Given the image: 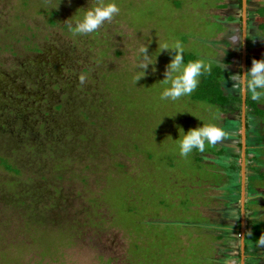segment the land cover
Wrapping results in <instances>:
<instances>
[{
  "label": "rangeland",
  "instance_id": "1",
  "mask_svg": "<svg viewBox=\"0 0 264 264\" xmlns=\"http://www.w3.org/2000/svg\"><path fill=\"white\" fill-rule=\"evenodd\" d=\"M214 1L118 0L121 11L112 22L94 34L73 36L65 22L77 12L82 15L92 0H0V76L9 74L12 66H44V59L38 61L31 51L35 42L53 60L54 68L45 67L54 70L52 79L56 77L68 95L51 107L43 103V111L54 113L46 130L49 137L38 135V122L31 132L0 128V159L19 169L15 173L0 164V264L240 263L238 255L231 254L239 252L240 152L229 151L236 154L231 157L224 148L219 155L216 144L206 145L202 162L197 151L179 155V129L187 132L214 119L219 123L220 108L194 98L196 90L176 101L160 99L172 59L169 50L159 53L155 71L150 65L145 76L134 80L137 48L147 43L155 57L165 41H180L189 61L206 59L211 70L222 68L223 80L232 77L206 45L221 28L206 6ZM252 20L249 12L247 43L254 32ZM33 32L36 37L28 39ZM249 46L250 68L254 54L264 58V41L256 50ZM60 60L66 69L59 68ZM29 76L36 81L34 73ZM249 111L256 129L259 120ZM231 117H225L230 130L224 141L241 127V117ZM257 128L262 130L261 125ZM53 132L60 136L56 139ZM258 138L251 144V157L247 155L253 205L247 200L246 206L251 222L264 226V188H257L262 184L254 176L264 172V139ZM209 153L217 158L208 161ZM229 163L239 168L232 170ZM143 171L146 185L138 211L154 207L169 187L177 189L176 199L166 198L170 213L158 220L145 213L135 221L129 213L131 200H125L129 190L133 193L132 178ZM169 172L173 180L166 177ZM207 195L213 198L209 196L211 207L202 209L204 217L192 207L200 206ZM216 234L224 237L217 247ZM249 244V264H264V246Z\"/></svg>",
  "mask_w": 264,
  "mask_h": 264
},
{
  "label": "flooded vegetation",
  "instance_id": "2",
  "mask_svg": "<svg viewBox=\"0 0 264 264\" xmlns=\"http://www.w3.org/2000/svg\"><path fill=\"white\" fill-rule=\"evenodd\" d=\"M26 7V6H25ZM240 9H241V18H240V22H241V28H240V33H241V40L243 38V23H242V13H243V3L242 0L240 1ZM250 2L249 0L247 1V18H248V23H249V12H250ZM251 13V12H250ZM262 13V20L260 22V27L262 29V24H264V9L261 11ZM56 14V11H55ZM252 17L253 14L251 13ZM1 16V14H0ZM52 22L53 19L51 20ZM253 25V23H252ZM254 29V28H253ZM247 31H248V26H247ZM32 37L29 36L28 39H34L36 37L35 32L32 33ZM252 37L254 36V32L251 35ZM228 37H226L227 39ZM230 38V37H229ZM251 41H249L247 43V57H246V71L249 69L248 66V48H250L249 45H251V48L253 50H256L257 48L260 47L261 42L264 41V39L261 40V42H259V44L256 46H254V44L252 43V39H249ZM226 41V40H225ZM231 40L229 41V43L225 44L226 46L222 47L221 52H219V58L221 55V57L224 58L225 62L223 64H226L225 66H227V69L230 70L232 72V76L233 74H237V73H243L242 70V66H243V40L242 43L240 42V48H239V59H238V63H232V57L235 55L232 54V52L230 50L227 49L228 45L231 44L230 43ZM31 51H33L35 54L33 55L35 58H37V60H42L44 59V66H37L39 64H33L34 66L37 67L36 70H33L32 68H28L25 69L23 68L22 65H20L18 68L15 69V67H11L10 70L11 72L9 74H4L3 76H0V96H2L0 99L2 101L1 103V107L3 108V110H0V128L5 130V131H10L13 133H19V131L25 130V131H32V128L34 127V124H37L38 122V127L36 128L37 132L40 133L38 135H42L43 133L49 137L51 132H46V130L48 129V126L50 124V121L52 120V116L54 115V113L51 110L45 109L43 111V103H48V106L51 107L52 104H54L55 102H60L62 100H67L68 99V95H66L65 91L66 88L63 87V85L61 83H58L56 80L57 78L54 77V79H52V76H55L56 73L54 72V70H49L51 68H54V64H53V60L51 59L50 56H48V53L44 50L43 47H40L38 45H35V42H33V46L31 47ZM253 53H255L254 51H252ZM262 55H253V57L255 58H261ZM46 57H48V59L46 60ZM253 58V59H254ZM60 64L58 65L59 68H67V65L63 64L62 61L64 60H60ZM253 61V60H252ZM221 63V64H222ZM252 64V63H251ZM49 65V69L45 66ZM57 65V64H56ZM57 69V68H56ZM19 70V71H18ZM32 71V72H31ZM31 73H34L36 81L32 80L30 78L29 75H31ZM21 74V76H20ZM20 79H22L23 81H19ZM3 82V83H2ZM224 83H225V89L230 90L231 94H227V90H225L224 87ZM234 83V81L231 79V77L227 80H223L222 79V88L225 92L226 96H230L232 97V102L230 103L229 106V110L228 111H222L221 108L219 110L220 113V122L219 124L225 127V118L226 115L229 116L230 114H236L239 115L241 117V127H238V132L236 133V135L234 136V139H236V143L232 142V137L231 134L227 135L228 137L231 136L230 138H227V141L222 142L221 144L217 143L218 145H220L221 151L225 148L227 154L231 155V157L235 156L236 154H230V152L232 153H239L240 154V158H241V152H242V104H243V91H242V96H241V91L237 92L234 89H232V84ZM54 91H56V96H54ZM62 96L59 98V95ZM249 93L247 91V98H246V198H245V210H246V227H245V249L244 252L242 251V230H241V181H242V177H241V163H240V192H239V203H238V211H239V217H240V227H239V240H237V242L239 241V252L238 254H236L235 252L231 253L233 258L238 255V259L240 261L239 264H249V257L251 256V254L249 253V242L251 241L252 243H254L252 240L246 238V231H249L251 229V226L253 223L255 222H251L250 220V212L249 215L247 214V200H249V204L251 205L252 208V202L250 200V193L247 189V182H248V178H250V161H249V157L247 156L250 153V157H251V148L254 147L253 145H251L256 139L263 138L264 139V118L257 115V113L255 112V110L252 108L251 104L248 103V100L252 99V95L251 97H249ZM234 94V95H233ZM251 94V93H250ZM4 100V101H3ZM253 100V99H252ZM258 102V106L262 109H264V104L261 103V100H255ZM58 102V103H59ZM248 109L250 110L249 112L251 113V109H253V113L256 115V117L258 118L259 121L256 122V129L252 127V118H251V114L250 117H248ZM256 119V118H255ZM236 120V119H235ZM257 125H261L262 130H259L257 128ZM31 126L29 129L28 127ZM27 129H26V128ZM226 128V127H225ZM232 128V127H231ZM227 131L230 130L229 128H226ZM225 129V132H226ZM56 133V134H55ZM31 134V133H30ZM53 137H59V133L57 132H53ZM51 134V135H52ZM21 136V134H20ZM52 137V138H53ZM56 141V140H54ZM258 148V147H256ZM263 148H264V144H263ZM219 150V149H218ZM256 150H259L256 149ZM230 151V152H229ZM214 153H209L206 155H213ZM221 155V154H219ZM249 158V159H248ZM241 162H242V158H241ZM229 167H231V163H229ZM258 170V169H257ZM257 175V176H256ZM255 176V180L258 182V184H262L260 186H258L257 188L259 189V187H263L264 188V172H256ZM235 187V184H231V188L233 189ZM225 188V187H224ZM264 192V191H262ZM260 196V195H259ZM257 198V197H256ZM257 199H260V197H258ZM261 201H263V198L261 199ZM251 210V209H250ZM260 223V222H258ZM261 224V223H260ZM262 225V224H261ZM263 229L264 226L262 225ZM211 229V227H209ZM229 235L231 237H233L234 233H229ZM224 238V237H223ZM220 239V240H223ZM234 239V238H232ZM217 240L215 242V247H217V242L220 241ZM257 244V243H254ZM230 254V253H229Z\"/></svg>",
  "mask_w": 264,
  "mask_h": 264
},
{
  "label": "clouds",
  "instance_id": "3",
  "mask_svg": "<svg viewBox=\"0 0 264 264\" xmlns=\"http://www.w3.org/2000/svg\"><path fill=\"white\" fill-rule=\"evenodd\" d=\"M118 0H92L82 15L78 12L65 23L67 30L73 36L94 34L106 23H110L120 14ZM159 52L155 55L149 54L148 44H141L137 48L135 68L138 70L134 77L135 82L147 74L150 65L155 71V63L159 53L169 50L172 59L166 66L165 78L162 80L164 87L160 93L162 101H176L182 97L190 96L199 86L201 77L211 71V63L206 59L185 62V47L180 41L159 44ZM224 67V65H221ZM234 81L232 89L237 92L248 91L253 100L264 99V58L252 61L251 67L243 73L233 74ZM80 81L85 82V76H80ZM207 111H211L210 109ZM225 135L223 128L216 120L207 123L203 121L202 126L190 128L187 132L181 127L179 129L178 147L179 155L187 157L193 151L204 152L206 145H216ZM259 246H264V235L257 240Z\"/></svg>",
  "mask_w": 264,
  "mask_h": 264
},
{
  "label": "trees",
  "instance_id": "4",
  "mask_svg": "<svg viewBox=\"0 0 264 264\" xmlns=\"http://www.w3.org/2000/svg\"><path fill=\"white\" fill-rule=\"evenodd\" d=\"M262 25H264V24H262ZM188 61L189 60H188L187 56H185V62H188ZM222 73H223L222 68L220 66H216L210 72L204 74L200 79V84H199L198 88L194 92V98H196L197 100L205 101L209 104L217 105L219 108H221L222 111H228L230 103L232 102L233 99L230 96H226L225 92L222 88V77H221ZM248 103L251 104L252 108L255 110L257 115L264 118V109H262L258 106L257 101L251 99V100H248ZM197 152H198V155L196 158L198 161L202 162L203 157L201 156V154H203L205 151L202 153L199 151H197ZM0 164L3 165L9 171H14L15 173H19L18 172L19 169L12 166V164L10 162H8L7 159H5V158L0 159ZM239 166H237V164L231 163V169L232 170L239 168ZM167 174L169 176H166V175L165 176L168 179L170 178V180L171 179L173 180L175 178V175L173 173L169 172ZM143 175H144V171L138 179L132 178L133 184H132L131 190L133 193H130V190H129V196L128 197L126 196V199H125V200H127L126 202L131 200V208H130L129 213L135 215V221L144 218L145 213L149 217H151L152 220L153 219L158 220L161 217H164V214L170 213V212H168V211H170V208L167 207L168 205L166 203V198L170 197L173 200L176 199L177 197L175 195V191L177 189L169 187L168 191L163 192L164 195H162L160 198L157 199L158 200L157 204H155L154 207L150 208V206H148L147 209H145V210L142 209L141 211H138L139 206L140 205L142 206V204H141V201L143 200V196H142L143 189L142 188H143V186L145 187V185H146V183H145L146 177H144ZM158 182H160L162 185L161 180ZM169 183L171 184L170 181H169ZM150 184H152V183L149 181L148 185H150ZM175 185H176V182L174 183V186ZM207 190H208V188L206 189V192H207ZM149 196H151L153 198V193H152V195H149ZM209 196H212V195H207L206 200L203 201L200 204V206L197 207L196 206L197 203H195L194 207H196V209H194V207H192V209L196 210V212L200 213L201 216H204V214L202 212V209L204 207H208V208L211 207L212 203L209 204V201L211 202L212 200H211V198H209ZM212 198H213V196H212ZM166 208L168 209V211ZM195 215H196V213H195ZM126 222H128V221H126ZM123 224L126 225L125 223H123ZM142 230L143 229L141 228V233H142ZM262 235H264V229H263L262 225L258 222L253 223L251 226V229L249 231H246V238L252 240L254 243H257L258 238ZM159 237H161V236H159ZM222 238H223V235L216 234L215 240L217 241V240H220ZM167 243H168V245L171 244L170 241ZM214 246H215V244H214Z\"/></svg>",
  "mask_w": 264,
  "mask_h": 264
},
{
  "label": "crops",
  "instance_id": "5",
  "mask_svg": "<svg viewBox=\"0 0 264 264\" xmlns=\"http://www.w3.org/2000/svg\"><path fill=\"white\" fill-rule=\"evenodd\" d=\"M240 1L241 0H215L214 4L210 3V5H206L208 7V11L210 14H213L216 18V22L221 26V28L216 31L212 36H210V40L208 41V47H212L213 59L218 61L219 64L222 62H225L224 58L220 56L219 58V52H221L222 47L226 46L227 41L231 40V44L228 45L227 49L232 52L234 55L232 57V63H238V53H239V48H240V42H241V33H240V28H241V9H240ZM250 2V12L253 14V28H254V36L252 37V43L254 46L257 47L259 42H261L262 39H264V34H262V29L260 27V22L263 19L261 11L264 9V0H249ZM264 16V13H263ZM213 37V38H212ZM226 37H228L226 39ZM230 37V38H229ZM226 40V41H225ZM225 89V83L224 87ZM229 89V88H227ZM225 89V90H227ZM230 90H227V94H231ZM234 95V94H233ZM228 116L226 115V118ZM225 118V117H224ZM234 120L236 118V114H232V117ZM228 119V118H227ZM225 121H227L225 119ZM235 125V122L233 123ZM223 130L224 128L222 125H220ZM238 130V125L236 127ZM225 132V131H224ZM233 136L232 142L236 143V139H234L235 135ZM229 136V138L231 137ZM224 142V139L222 138L218 143L221 144ZM221 149L217 151L219 153ZM213 157V158H212ZM208 161L209 160H214L217 158V155L213 154L211 156H207Z\"/></svg>",
  "mask_w": 264,
  "mask_h": 264
},
{
  "label": "water",
  "instance_id": "6",
  "mask_svg": "<svg viewBox=\"0 0 264 264\" xmlns=\"http://www.w3.org/2000/svg\"><path fill=\"white\" fill-rule=\"evenodd\" d=\"M247 1L242 0L243 3V13H242V23H243V72H246V57H247ZM246 98L247 91H243V106H242V152H241V230H242V251L245 249V227H246V210H245V194H246Z\"/></svg>",
  "mask_w": 264,
  "mask_h": 264
}]
</instances>
